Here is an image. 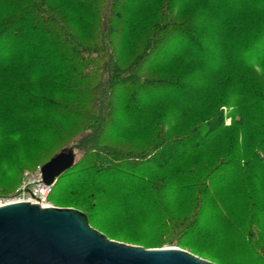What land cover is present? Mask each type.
Instances as JSON below:
<instances>
[{
  "label": "trees",
  "instance_id": "trees-1",
  "mask_svg": "<svg viewBox=\"0 0 264 264\" xmlns=\"http://www.w3.org/2000/svg\"><path fill=\"white\" fill-rule=\"evenodd\" d=\"M58 1L59 6L52 8L41 0H0V152L2 141L9 138L19 140L20 149L32 152L41 143L59 144L61 152H70V145L80 151L78 162L56 179L51 203L62 202L69 193L73 195V188L84 191L87 185L98 192L89 193L81 204L67 203L102 232L95 221L98 217L119 219L123 213H142L152 205L165 216L151 224L184 236L200 232L195 218L167 216L161 203L163 184L153 176L196 154L227 130L225 106L231 107L232 118H238L234 123L240 132L235 137L242 140L249 133L252 151L245 143L234 145L209 171L238 172L240 180L255 165L264 193V123L254 117L264 107V85L257 78L251 81L248 74L251 54L264 44V0H172L166 3L172 11L189 8L191 12L176 24L168 19L161 22V28L153 24L142 38L139 29L156 16L150 8L155 0ZM76 26L81 29L72 31ZM92 27L94 32L84 38ZM172 42L183 51L169 53L166 61L185 60L199 71L186 67L177 72L176 65L162 78L141 77L145 63L149 65L145 71H151ZM255 60L264 67V51ZM208 62L213 63L211 72L199 76ZM164 103L175 104L179 111L172 127L162 134L160 123L166 114L152 113L151 108ZM194 111H201L198 119H203L186 133L168 137V131ZM130 132L146 135L149 144L138 151L108 144ZM19 183L9 178L1 183L0 192L14 190ZM111 192L131 197L132 204H114ZM222 210L220 216L226 218ZM261 218L252 223L257 233L247 228L246 251L262 247L264 238L258 233L264 212ZM147 221L141 219V226H147ZM240 232L238 239L245 237ZM237 244L242 245V240ZM181 247L203 252L185 241Z\"/></svg>",
  "mask_w": 264,
  "mask_h": 264
},
{
  "label": "rangeland",
  "instance_id": "rangeland-1",
  "mask_svg": "<svg viewBox=\"0 0 264 264\" xmlns=\"http://www.w3.org/2000/svg\"><path fill=\"white\" fill-rule=\"evenodd\" d=\"M41 1L44 5L52 8L60 4L58 0ZM171 1L172 0H155V2L150 5L152 14H156V16L145 22L143 28L139 29V36L141 38L145 31L151 28L153 24L159 23L158 25H160L159 27L161 28V22L167 19L172 21L171 24H176L180 19L185 18L191 12L189 8L185 9L183 12L172 11V8L169 9L170 4L166 6V3ZM163 2L165 4H163ZM162 5L166 7V9L160 8ZM157 7L159 8L157 9ZM163 10L165 12L159 16V12H163ZM167 23H169V21ZM75 29L79 31L81 28L76 26L72 28V31H75ZM94 30V27H92V29L83 34L84 38L88 39L89 35L92 34ZM84 38L81 37V40H84ZM166 49L168 52L166 51L164 54H161V58L158 57L157 64L152 67L151 71H145L146 68H149L148 63H145L141 77L149 79L162 78L170 74L171 69L175 68L176 65H178V70L176 69L177 72L186 69V67H191L193 71H199L197 70L199 69L198 66L185 60H178V62L166 61V56L169 53L183 51V48L179 46L178 43L172 42ZM263 51L264 44H261L258 49L254 51L255 53L251 54L250 60L253 62V65L248 70V74L251 75V81H257L258 79L264 85V67L258 65L255 60ZM212 64V62H208L207 69L204 68L199 76L207 77L213 67ZM180 74L173 75L180 76ZM178 109L179 107L175 104L167 103L151 108L152 113L157 112L159 115L166 114V116H162L163 119L160 117L162 121L160 123L162 126L159 130L160 133L163 134L168 127H172L174 115L179 111ZM222 110L225 116L224 127L227 130H223L219 136L211 140L207 147L201 149L196 154L153 176L156 178L155 180L161 182V185H164H162L160 189V195L162 209L167 213V216L170 215L178 219L195 218L201 228L200 232L195 230V234L184 236L180 234L178 230H172L169 227L159 228L151 224L165 216H162V214L158 212V209H154L155 207L153 205L152 208L151 206L144 207L143 210H141L142 213H123L122 217L119 219L106 220L107 217H98L95 221L102 227L101 230H103V232L100 231L99 228H92L105 235L111 241L139 246L145 249L176 248L189 252L214 264H264V240H262L263 242L260 241L262 247H260L258 251H246L247 243L249 242L247 238V228L257 233V228L252 225V223L254 221H261V215L264 212V193L263 188L260 187V178L257 176V170L253 168L255 165H252V167L247 170L248 172L245 178L241 177L240 180L237 175L238 172L230 173L221 170L211 173V171H209L212 165L222 156H226L227 152H231L234 145L235 147L237 145L240 147L245 143L248 147L247 150L252 151L248 142L249 133H244L245 138L243 135L242 140L238 136L237 138L235 137L238 134L237 131L240 132V126L234 123L238 118H232L230 116L231 107L225 106ZM198 112L199 111L187 113L182 123L168 131V137L184 134L193 124L202 120L203 116L198 119V114L201 111ZM260 112L261 113H255L254 117L257 123L262 124L264 123V107ZM149 141L146 135L137 136L135 132H130L124 139L116 142H109L108 144L120 150L130 149L138 151L145 148L149 144ZM231 142L234 143L231 144ZM18 144H20V141L17 139L9 138L2 141L1 147L3 150L0 152V185L9 178L19 183L24 172H36L52 155L60 153L61 150H63L59 144L54 146V144L47 145L41 143V147H39L41 151L38 149L32 152L31 148H25V150L20 149ZM69 148H71L70 152H68L69 150L64 152L73 157L74 163L78 162L80 159V151L76 149L74 145H70ZM118 179L122 180L120 177H118ZM56 181L57 180H55V182ZM227 182L229 184H227ZM85 188L86 190L84 191L73 188V195L69 193L64 197L62 202H53L51 204L55 208H70L78 211L75 205L67 202L70 201L72 203L81 204L87 199L89 193L98 192L99 190L97 188L92 189L87 185ZM14 190H3L0 193H7L5 195L7 196L13 193ZM106 193L109 194L108 190ZM235 193H237L236 197L239 196L240 199L236 200ZM111 194L114 204L121 203L119 201H127L128 205L132 204L131 197L120 198L117 192H111ZM220 209L226 211V218L220 216ZM141 219L148 220L147 223L149 222V224L142 227ZM225 219H228L229 222L225 223ZM247 221L250 224H248V227H245L244 223ZM236 227H239L241 230H236ZM201 231H203V233H201ZM239 232L245 237L238 239ZM258 235H262L264 238V224L261 231L259 230ZM213 237H215V241H213ZM207 238H209L208 241ZM238 240H242V245L237 244ZM183 241L197 246L203 252H195L187 247H181ZM140 242L147 245L145 247L141 246L139 245ZM224 242L227 246L219 248Z\"/></svg>",
  "mask_w": 264,
  "mask_h": 264
},
{
  "label": "water",
  "instance_id": "water-1",
  "mask_svg": "<svg viewBox=\"0 0 264 264\" xmlns=\"http://www.w3.org/2000/svg\"><path fill=\"white\" fill-rule=\"evenodd\" d=\"M73 157L61 152L39 169L46 185L67 171ZM0 264H214L189 252L145 249L109 240L70 208L14 203L0 208Z\"/></svg>",
  "mask_w": 264,
  "mask_h": 264
},
{
  "label": "built area",
  "instance_id": "built-area-1",
  "mask_svg": "<svg viewBox=\"0 0 264 264\" xmlns=\"http://www.w3.org/2000/svg\"><path fill=\"white\" fill-rule=\"evenodd\" d=\"M39 169L33 173L24 172L20 185L13 193L7 196L0 195V208L14 203H29L41 208L53 207L49 201L53 184H44Z\"/></svg>",
  "mask_w": 264,
  "mask_h": 264
}]
</instances>
